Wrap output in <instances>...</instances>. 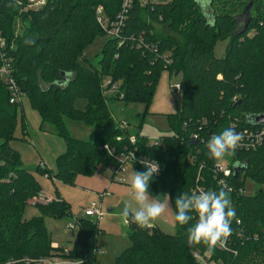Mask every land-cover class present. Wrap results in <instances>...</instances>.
<instances>
[{
	"label": "trees",
	"instance_id": "16d2710c",
	"mask_svg": "<svg viewBox=\"0 0 264 264\" xmlns=\"http://www.w3.org/2000/svg\"><path fill=\"white\" fill-rule=\"evenodd\" d=\"M46 1L42 9L28 10L29 0H0V32L8 44L18 86L41 118V130L51 127L65 140L66 152L57 157L55 171L38 166L33 174L23 166L19 152L11 146L20 105L9 104L0 81V264L61 256V250L52 248L45 219L74 216L70 203L59 195L41 203V179L75 186L78 177H91L111 165L106 146L121 147L119 137L128 145L127 134L118 127L105 98L106 81L121 83L123 98L117 95L115 100L148 108L163 73L180 79L181 108L167 116L171 134L161 137L158 146L136 135L138 154L162 167L149 191L168 195L174 215L175 199L190 192L201 164L211 166L215 161L208 155L209 138L229 127L258 129L261 126L254 118L264 115V3L232 0L225 8L226 0H220L221 7L216 6L217 0H158L144 6L141 0H132L120 38H108L98 65H93L84 52L96 39L108 37L96 21V8L102 7L105 17L114 20L124 0ZM250 5L245 30L247 22L240 25L238 19ZM16 20L21 34L16 33ZM156 25L166 30L163 36L156 34ZM256 27L257 37L249 40ZM226 41L230 44L226 54L217 58V44ZM167 55L170 63L163 58ZM79 101L84 102L82 109L77 107ZM69 122L91 128L89 138H73ZM193 135L201 141L192 142ZM233 156L232 170L238 178L229 180L235 188L229 195L236 217L226 250L217 247L210 256L220 264H264V142L249 153ZM201 174L208 179V169ZM247 177L260 188L252 196L239 194ZM30 203L39 215L25 220ZM194 223L180 226L176 222L175 234L168 235L156 227L140 228L129 219L125 234L131 245L115 264H198L194 254L205 255L207 250L187 243V228ZM74 225L77 238L67 245L69 256L93 264L98 224L74 218Z\"/></svg>",
	"mask_w": 264,
	"mask_h": 264
},
{
	"label": "rangeland",
	"instance_id": "374dc122",
	"mask_svg": "<svg viewBox=\"0 0 264 264\" xmlns=\"http://www.w3.org/2000/svg\"><path fill=\"white\" fill-rule=\"evenodd\" d=\"M200 1L204 2L205 0ZM242 1L243 0H237V2ZM257 1L260 5L264 3V0ZM233 2L234 1L232 0H226L225 8H228ZM216 3H219L216 6L221 7L222 2L220 0H217ZM206 11L207 13H210L209 7H206ZM16 22V33L21 34L19 29L21 24L17 20ZM238 22L240 25H244L246 22V16L241 15L238 19ZM239 28L241 31V26ZM155 30L158 36H163L166 31L159 25L155 26ZM258 33L259 29H257V27L254 28L248 34V39L254 40ZM108 38L109 37L96 39L93 45H91L84 52L89 63L98 65L99 60L101 59L102 48ZM177 39L181 41V38L177 37ZM229 45V41L219 42L215 49V56L217 58L223 57L226 54ZM178 81V77L170 76V74L167 72L163 73L160 76L158 84L153 92V96L148 108L141 103H132L126 105L123 101L115 100L113 98L115 95L113 92L105 91V96L108 99L107 103L110 107V111L114 120L116 122H125L128 124V132L130 134H137L147 137L149 141L160 140L161 137L170 135L171 127L167 116L169 114H177L181 108L182 95H179L177 98H175L171 93V87ZM83 104L84 102L79 101L77 103V107L82 109ZM18 109L17 126L14 133L15 140L12 141L11 146L19 152L23 166L33 174L36 173V169L40 163H43L44 165L48 166V168L55 170L57 157L66 152L65 140L57 136L54 130L49 126H45V128L41 130V118L38 112L32 108L31 101L28 96H24L22 98V103ZM68 129L70 135L73 138L80 140H87L92 133L91 128H87L77 122H69ZM220 162L232 164L234 162V156H226L224 159L220 160ZM102 170L109 173L110 168L104 167ZM132 171L135 170H130L125 174V185H123H128L126 186L128 189H130L129 177ZM110 177L112 178L111 172ZM41 184L44 189V193L52 194V196L59 195L62 200L70 201L71 213L74 217L62 220H54L60 223L63 228L66 227L67 230V225L69 223L73 224L74 218L90 220L93 223H96V221L93 219H87L84 213H80L81 210L84 211L82 203H74L71 199H68L75 194L80 195V192L75 191V189L79 188L77 183H75V186H69L61 183L53 185L50 180L42 178ZM259 189V186L253 182L250 177L245 178L244 194L246 196L254 195ZM79 190L83 191L80 188ZM49 191L50 193H48ZM149 192L153 198L160 197L163 199L165 196L156 195L151 191ZM129 199L130 195H117L114 197L107 195L104 197L103 202L101 203L104 218L101 222L97 223L100 232L96 238L97 246L101 247H98L99 251L95 256L93 264H115V260L121 255V252L130 247L131 243L129 239L124 238L123 236V232H126L124 230L125 222L120 215L124 202ZM41 200H43L41 201L43 204L50 203L48 201L44 202V199ZM99 201L100 199L98 197V200L95 201V203L99 204ZM109 210H112V212H109ZM35 211L36 210L34 206H28L23 214V219L32 218V216H30V212ZM174 216L175 215L171 207V202L169 201L168 210L158 218V221L161 223H166L164 225L165 228H162L166 234L173 235L176 232V221ZM74 233H76L77 236V230H74Z\"/></svg>",
	"mask_w": 264,
	"mask_h": 264
},
{
	"label": "built area",
	"instance_id": "2783aa9c",
	"mask_svg": "<svg viewBox=\"0 0 264 264\" xmlns=\"http://www.w3.org/2000/svg\"><path fill=\"white\" fill-rule=\"evenodd\" d=\"M158 0H141L140 2L142 5H146L147 3H156ZM47 1L46 0H29L27 9L28 10H39L45 7ZM132 5V0H124L122 4V10L118 14V16L114 20H108L104 15V9L102 7L96 8L95 16L97 23L101 26V28L107 32V35L111 39L120 38V34L122 32L123 27L125 26V19L126 13L128 9ZM123 42H120L122 45ZM8 44L5 38L2 36L0 32V81L4 84L7 89L9 95V104L10 105H21L22 98L24 94L20 90L18 83L14 77V68L12 64V59L9 57L7 52ZM167 63L168 55L163 57ZM119 84H112L110 81H106L103 85L104 91L113 92L114 97L119 95ZM172 95L173 97L177 98L179 95H182V87L180 82L178 81L172 87ZM105 95V92H104ZM113 97V98H114ZM120 99L123 98L122 95H119ZM106 98V96H105ZM107 99V98H106ZM108 100V99H107ZM118 127L127 134V141L128 145L123 143L122 137L117 139L118 143H122L121 147L112 149L109 146L105 147L108 156L111 159L110 165V172L112 174V179L117 182H124L125 174L133 169L135 166H139L144 168V166L139 162L141 159L150 160L146 157H143L138 154L137 148V138L136 135H131L128 132V124L125 122H117ZM236 132L240 133L242 139L240 141V145L237 147L235 152H251L255 150L257 147L261 146L264 142V126H261L258 129L253 130H237ZM192 142H200L201 139L198 135H193L191 137ZM148 143L150 146H158L160 145L161 141H149ZM132 154L134 155L135 159H132ZM190 160L192 163H197V159L195 157H191ZM159 165V173L154 176H160L162 173V167ZM205 169H208L209 177L208 179L201 174V172ZM235 177L234 172L232 170V164H227L225 162L214 161L211 166L206 165L204 162L201 164L198 176L196 178V182L194 186L191 188L190 192L197 191L198 189L204 190H213L210 185L216 184L218 187L226 186V190L230 189V193L235 192V188L233 185L230 184L229 180L232 177ZM235 178H238L236 176ZM242 181V176L239 177ZM240 195H245L244 190H239ZM105 195H102V197ZM85 217L87 219H93L96 223H99L104 218V213L102 212V208L100 204H92L87 206L84 209ZM194 215V214H193ZM195 221V219H194ZM67 230L74 231L77 230L74 223H69L67 225ZM55 250H61V256H54L49 258H43L38 260H28L26 261L27 264H87L86 260H77L73 259L69 256L71 252V247H58L52 246ZM220 250H226V244L224 247H218ZM99 251L98 246L95 250L97 254ZM194 258L198 264H220V262H215L212 260L209 254L202 255L199 252L194 254ZM7 264H17L16 262H9Z\"/></svg>",
	"mask_w": 264,
	"mask_h": 264
},
{
	"label": "clouds",
	"instance_id": "9594fccd",
	"mask_svg": "<svg viewBox=\"0 0 264 264\" xmlns=\"http://www.w3.org/2000/svg\"><path fill=\"white\" fill-rule=\"evenodd\" d=\"M241 139V134L232 127L212 135L206 145L209 157L219 161L234 155ZM132 159H135L133 154ZM139 162L145 170L131 172L130 199L124 202L120 215L125 223H129L131 219L140 228H152L153 222L168 210L170 197H151L149 185L154 175L159 173V165L146 159ZM230 191L226 190V186H222L219 191L198 189L182 193L175 199V221L180 226H185L195 219V223L187 228L189 246L204 245L209 255L217 247L225 246L232 234V221L236 217Z\"/></svg>",
	"mask_w": 264,
	"mask_h": 264
},
{
	"label": "crops",
	"instance_id": "0c3cea01",
	"mask_svg": "<svg viewBox=\"0 0 264 264\" xmlns=\"http://www.w3.org/2000/svg\"><path fill=\"white\" fill-rule=\"evenodd\" d=\"M179 81H180V79H179ZM131 135H135V134H131ZM38 166H42L43 168L50 169V168H48V166L44 165L43 163H40ZM109 168H110V166H109ZM102 169L103 168H99L98 171L94 175H92L91 177H82V176L78 177L76 180V183H77V185H79L78 187L80 189H82L83 191L79 190V188L75 189L76 192H80V195L75 194L71 198H68V199H71L74 203H76V202L82 203L83 209H85L87 206H90L92 204H96L95 201L98 200V197L100 199L99 204L101 205L104 197H106L107 195L108 196L111 195L112 197L117 196V195H120V196L131 195V190L126 187L128 185L124 186L125 182H122V183L121 182H115L110 177V171H109V173H107V172H104ZM55 170H56V168H55ZM55 170L53 169L52 171H55ZM131 170H134V169H131ZM36 171H37V169H36ZM43 179H46V178H43ZM46 180H48V179H46ZM52 183H53V185H55V184H58L59 182L55 181ZM48 193H50V191ZM102 195H105V196L102 197ZM55 197L56 196H52V194L44 193V189H43L41 199H44V201L51 202ZM67 202L70 203L69 200ZM28 206H33V205L29 204ZM35 210H36L35 212H30V216H32V218L39 215V212L37 211L36 208H35ZM109 212H112V210H109ZM80 213H84V211L81 210ZM32 218L25 219V220H30ZM153 223H154V227L158 228L160 231L162 230V228L166 224L164 222L161 223L160 221H158V219L155 220ZM124 225L126 226V223ZM45 226H46L47 230L49 231V233L51 234L52 246L55 245L58 247H65L67 245L72 244L77 238L76 233H74V231H67L66 227L63 228L62 225H60V223L54 221V219L46 218L45 219ZM125 226H124V230H125ZM175 229H176V226H175ZM163 233L166 234L165 231H163ZM125 235L126 234L123 232L124 238H127V236L125 237ZM168 235H170V234H168ZM98 247H101V246H98Z\"/></svg>",
	"mask_w": 264,
	"mask_h": 264
},
{
	"label": "water",
	"instance_id": "95a60500",
	"mask_svg": "<svg viewBox=\"0 0 264 264\" xmlns=\"http://www.w3.org/2000/svg\"><path fill=\"white\" fill-rule=\"evenodd\" d=\"M251 6H252V5L248 6V7L245 9V11H244V14H245V15H247V16L249 15V12H250ZM248 25H249V21H248V23L246 24V28L248 27ZM176 77H177V75H176ZM254 122H255V124L258 125V126H264V115H261V116H257V117H255V118H254ZM235 172H236V175H237L238 171L236 170Z\"/></svg>",
	"mask_w": 264,
	"mask_h": 264
},
{
	"label": "flooded vegetation",
	"instance_id": "af4514ba",
	"mask_svg": "<svg viewBox=\"0 0 264 264\" xmlns=\"http://www.w3.org/2000/svg\"><path fill=\"white\" fill-rule=\"evenodd\" d=\"M242 16H246V22L248 23V18H247V15H245V14H243ZM247 28H246V26H245V30H246ZM244 32V31H243ZM242 32V33H243Z\"/></svg>",
	"mask_w": 264,
	"mask_h": 264
}]
</instances>
